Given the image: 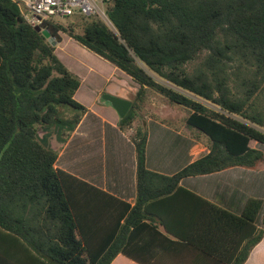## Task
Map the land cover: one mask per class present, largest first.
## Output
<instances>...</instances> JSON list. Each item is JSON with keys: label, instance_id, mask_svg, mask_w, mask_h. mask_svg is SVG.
<instances>
[{"label": "trees", "instance_id": "1", "mask_svg": "<svg viewBox=\"0 0 264 264\" xmlns=\"http://www.w3.org/2000/svg\"><path fill=\"white\" fill-rule=\"evenodd\" d=\"M107 15L48 23L50 41L16 1L0 0V229L14 241L0 264H110L129 227L154 218L219 262L244 264L264 236L263 200L249 198L237 215L180 181L263 160L250 142L264 143V0H112ZM62 33L139 84L122 129L154 91L189 109L187 126L209 137V153L172 175L153 171L141 119L131 137L135 205L86 183L95 192L74 206L66 177H75L55 166L51 139L66 141L88 109L74 98L79 77L56 54Z\"/></svg>", "mask_w": 264, "mask_h": 264}, {"label": "crops", "instance_id": "2", "mask_svg": "<svg viewBox=\"0 0 264 264\" xmlns=\"http://www.w3.org/2000/svg\"><path fill=\"white\" fill-rule=\"evenodd\" d=\"M66 35L69 47L87 60L84 62L85 69L75 68L79 71L75 70L81 84L74 98L88 110L66 141L61 142L54 136L51 146L58 151L55 166L75 177H66L68 183H71L70 188H74V192L70 190L74 206L76 203V207L80 205L81 209L87 192H95L86 183L126 201L131 206L135 205L137 150L131 137L141 119L146 120L148 128L146 165L149 169L172 175L209 153V137L187 126L189 109L185 122L176 117L175 109L167 114L163 109L156 115L141 114L144 106L154 101V91H148L146 101L140 108V117L136 118L132 126L122 129L121 117L131 108L139 84L129 74L93 53L68 34L62 33L61 43ZM59 56L67 65L64 60L69 57ZM109 98L127 104L123 113ZM250 146L263 152V160L256 167L232 166L208 174L187 176L182 178L180 185L237 215L242 213L249 198L262 199L263 206L256 225L264 229V143L251 140ZM80 212L83 213L82 210ZM91 220H94L93 216ZM5 238L0 229V254L1 247L5 245L8 254H12L14 241L8 238L5 241ZM7 264L16 263L9 260ZM110 264L223 263L175 237L158 218H154L129 227L122 249ZM244 264H264V236Z\"/></svg>", "mask_w": 264, "mask_h": 264}, {"label": "built area", "instance_id": "3", "mask_svg": "<svg viewBox=\"0 0 264 264\" xmlns=\"http://www.w3.org/2000/svg\"><path fill=\"white\" fill-rule=\"evenodd\" d=\"M20 6L25 21L32 27L47 29L57 16H99L109 22L107 6L112 0H14Z\"/></svg>", "mask_w": 264, "mask_h": 264}, {"label": "rangeland", "instance_id": "4", "mask_svg": "<svg viewBox=\"0 0 264 264\" xmlns=\"http://www.w3.org/2000/svg\"><path fill=\"white\" fill-rule=\"evenodd\" d=\"M74 18H68V17H62V16H57L54 18L53 22L54 23H59L62 25H66L68 21L73 20ZM68 36L66 35L64 37L63 42H59L56 45V54L60 58V55H67L69 59H65L64 61L67 62V67L75 74L77 77L78 75L76 74V71L79 72L77 69L82 68L85 69L84 62H87V60L83 57V55L77 53L75 50H73L71 47H69L67 43ZM77 68V69H75ZM76 70V71H75ZM80 79V77H79ZM81 81V79H80ZM155 101V106H153L154 101L148 102L145 106L144 109L141 111V114H157L160 109H163L165 113L169 112L171 109L177 110L176 117L178 119H182V122H185V117L188 114V109L183 108L179 106L178 104H172L170 103L166 98H164L162 95L158 94L155 92V97L153 99ZM155 107V108H154ZM129 113H133L136 117H140V110L138 107L134 105V107L130 110ZM169 118L173 119L171 116H168ZM263 129V128H262ZM43 134H41L42 136Z\"/></svg>", "mask_w": 264, "mask_h": 264}, {"label": "water", "instance_id": "5", "mask_svg": "<svg viewBox=\"0 0 264 264\" xmlns=\"http://www.w3.org/2000/svg\"><path fill=\"white\" fill-rule=\"evenodd\" d=\"M34 29L38 32H41L44 36H46L50 41H52V36H51V32L48 29H43L41 26H36L34 27ZM109 100L111 101V103L114 104V106L121 112L123 113V111L126 109L127 104L126 103H122L121 101H117L114 98H109Z\"/></svg>", "mask_w": 264, "mask_h": 264}]
</instances>
